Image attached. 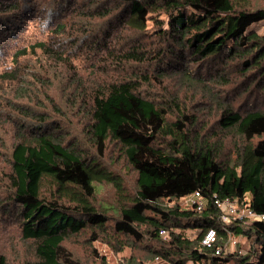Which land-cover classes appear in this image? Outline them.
<instances>
[{"label": "trees", "instance_id": "16d2710c", "mask_svg": "<svg viewBox=\"0 0 264 264\" xmlns=\"http://www.w3.org/2000/svg\"><path fill=\"white\" fill-rule=\"evenodd\" d=\"M116 1L123 5L120 14L126 26L136 31L146 28L151 12L167 13L174 44L188 52L193 63L227 55L224 62L241 61L239 73L246 79L248 72L264 77V39L249 30L264 20V8L249 9L250 0ZM140 51L132 48L125 59L145 61L146 52ZM139 79L146 77L139 74L116 80L112 76L98 83L87 110L86 131L98 157L108 140L117 141L137 173L135 193L120 207L112 231L138 241L143 238L138 227L146 226L150 237L163 241L155 256L170 264H264V221L245 225L232 218L229 228L250 243L246 252L236 249L214 255V247L197 250L210 227L216 230L218 245L227 238L220 218L225 211L215 200L235 201L241 209L250 191L249 209L264 214V110L240 113L230 103L214 101L220 108L219 127L234 129L239 136L233 157L221 159L214 143L196 132L197 118L181 110L176 96L165 105L157 103L140 94ZM253 80L242 81L244 88ZM30 134L31 138L14 143L9 161L11 201L20 206L22 237L34 241L33 258L17 264H87L73 258L63 242L88 226L105 227L106 215L91 204L95 184L110 183L122 193L121 178L98 159L58 141L42 126ZM46 181L54 189L50 197L42 193ZM196 191L205 203L200 211L184 203ZM181 224L196 230L197 236L176 231L184 228ZM0 264H8L3 254Z\"/></svg>", "mask_w": 264, "mask_h": 264}, {"label": "rangeland", "instance_id": "374dc122", "mask_svg": "<svg viewBox=\"0 0 264 264\" xmlns=\"http://www.w3.org/2000/svg\"><path fill=\"white\" fill-rule=\"evenodd\" d=\"M247 6L264 8V0H250ZM122 10L116 0H0V254L8 264L34 255V241L22 237L20 206L11 201L8 176L14 143L31 138L30 132L39 126L68 147L98 159L122 181V193L110 183L95 184L91 204L106 215L107 223L103 229L88 226L68 236L63 245L73 258L87 264H170L155 256L163 241L150 237L146 226L138 227L143 233L138 241L112 231L120 207L135 193L137 173L117 141L106 142L101 158L90 141L87 110L98 83L142 74L146 79L138 81L140 94L164 105L176 96L181 110L197 118L196 132L214 143L221 159L233 157L239 136L234 129L219 127L220 108L214 101L230 103L240 113L264 110L260 72H248L246 79L239 73L241 61L224 62L227 55L193 63L189 53L174 44L167 13L151 12L146 28L136 31L126 26ZM103 11L110 14L101 16ZM249 30L264 39V20ZM134 47L144 49L145 61L125 59ZM251 79L245 89L242 81ZM51 186L46 181L42 193L52 196ZM251 196L248 191L244 198L248 202ZM176 231L197 236L188 227ZM236 240L235 247L246 252L250 243L240 236Z\"/></svg>", "mask_w": 264, "mask_h": 264}, {"label": "built area", "instance_id": "2783aa9c", "mask_svg": "<svg viewBox=\"0 0 264 264\" xmlns=\"http://www.w3.org/2000/svg\"><path fill=\"white\" fill-rule=\"evenodd\" d=\"M218 206L224 209V213L220 216L222 223L225 225L224 230L227 234V238L222 240V244L218 245L217 242V233L215 228H208L202 235L199 246L197 248L198 251L202 252L204 249L214 247V251L212 254L214 255H223L227 253H231L236 250L235 247L237 240L235 233L229 228V225L232 222L233 217H237V219L245 225L251 224L254 221H264V214L253 212L249 209V201H244L243 207L238 209V206L235 201L229 200H215L214 201ZM185 206L191 209H196L200 211L204 207V200L201 197L199 192H195L184 198ZM228 226V227H227ZM160 233H165V231L161 230ZM241 237V236H240Z\"/></svg>", "mask_w": 264, "mask_h": 264}]
</instances>
